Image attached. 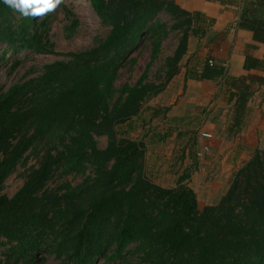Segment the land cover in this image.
Masks as SVG:
<instances>
[{"label":"trees","instance_id":"16d2710c","mask_svg":"<svg viewBox=\"0 0 264 264\" xmlns=\"http://www.w3.org/2000/svg\"><path fill=\"white\" fill-rule=\"evenodd\" d=\"M89 2L110 28L105 40L88 51L62 55L68 60L47 66L37 79L6 92L0 87V188L28 152L46 151L12 198L0 194V242L12 245L4 253L5 264H46L48 256L58 264H133L126 258L132 246L143 264H264V158L259 152L237 172L217 205L201 209L195 191L183 184L185 177L173 189L151 182L145 173L146 144L117 132L179 74L189 39L205 38L214 21L174 0ZM239 8L236 27L264 44V0H241ZM162 15L181 33L165 82L145 84V73L136 85L124 86L112 107L123 65L147 39L157 54L169 34ZM50 19V12L25 17L0 0V45L13 55L47 53L52 50L45 43ZM253 50H246V71L264 69ZM210 60L188 66L186 82L224 78L225 67L210 66ZM263 82L255 76L226 81L234 103L230 134L243 126L254 86ZM97 136L109 139L105 150L98 148ZM59 167L77 175L94 167L95 174L60 194L47 188Z\"/></svg>","mask_w":264,"mask_h":264},{"label":"rangeland","instance_id":"374dc122","mask_svg":"<svg viewBox=\"0 0 264 264\" xmlns=\"http://www.w3.org/2000/svg\"><path fill=\"white\" fill-rule=\"evenodd\" d=\"M50 15V32L45 43L53 52L49 50L47 53L37 54L25 51L13 55L5 45H0V87L5 92L15 85H23L42 76L47 66L67 61L68 58L62 55L92 49L110 33V28L102 24L89 0H62ZM160 20L168 24L169 34L163 39L157 54L153 53L152 41L147 39L123 65L115 83L117 91L112 107L124 86L136 85L145 73V84L160 86L165 82L169 71L168 60L175 54L181 33L171 30L173 22L169 17L162 15ZM74 22L78 23L76 27ZM18 62L19 64H16ZM196 62L199 61L194 60L191 65ZM188 63L185 56L180 63V69L186 68ZM162 93L146 101L138 115L118 127V135L146 144L145 173L151 182L173 189L178 186L180 179L185 177L183 184L195 191L201 209L217 205L230 189L237 172L255 154L247 161L246 158L238 159L233 143L229 144V148H223L227 147V142L233 137H214L210 141L202 138L201 133L205 132L207 125L219 116L215 113L211 119V106L207 101L187 103V100H183L186 96L184 94L175 103L171 101V106H166L162 104L167 101L165 98L161 99ZM217 98L220 102L224 100L222 93H218ZM169 103L170 101L167 102ZM222 106L214 109L222 113L227 110ZM176 107L184 113L183 117H175L172 114V109ZM157 113H160V116H155ZM96 140L99 149L105 150L108 147L109 139L106 136H97ZM205 143H209L212 148L200 162L197 153ZM45 154L46 151L41 147L28 152L15 172L4 182L0 194L12 198L23 187L31 172L40 167ZM261 156L264 158V154ZM94 170V167H90L86 175H77L68 174L65 169L59 167L47 188L63 194L68 186L77 188L88 176L94 177ZM5 243V240L0 242V264H5L4 253L12 246ZM135 249V246L129 248L127 260L133 264H143L142 257L135 253ZM58 263L60 261L54 256L47 257L46 264Z\"/></svg>","mask_w":264,"mask_h":264},{"label":"crops","instance_id":"0c3cea01","mask_svg":"<svg viewBox=\"0 0 264 264\" xmlns=\"http://www.w3.org/2000/svg\"><path fill=\"white\" fill-rule=\"evenodd\" d=\"M174 1L182 9L190 13H202L214 21L210 32L205 38L191 37L189 39L188 53L186 55L189 62L188 66H192L191 63L194 60L199 61L196 63L203 64L211 59L216 64L225 67L226 76L215 81L199 82L188 80L186 82L185 75L188 66L182 68L162 93L161 99L165 98L167 100L162 104L171 106L172 102L175 103L184 94L186 96H184L183 100H187V103L207 101L208 105L211 106V119H213L215 113L221 117H216L215 121L207 125L205 131L212 133L214 137H233L230 140L231 142H227V147L223 146V148L227 149L230 147L229 144L233 143L238 159L246 158L247 161L257 152L264 154V82L254 86V94L248 103V112L241 129L236 135L229 133V127L233 120L234 103L229 101L230 88L227 87L226 81L231 78L250 76L264 79L263 68L251 71L244 69L245 53L248 47H254L251 54L256 59L264 62V44L256 43L251 32L240 30L236 27L240 10L239 2L241 0H236L233 5L210 0ZM218 93L223 94V102H220L219 98H217ZM169 101L170 103L167 104ZM222 105L227 110L221 113L216 109H219ZM172 114L175 117L184 116V113L177 107L172 109ZM228 168H230L229 165Z\"/></svg>","mask_w":264,"mask_h":264},{"label":"clouds","instance_id":"9594fccd","mask_svg":"<svg viewBox=\"0 0 264 264\" xmlns=\"http://www.w3.org/2000/svg\"><path fill=\"white\" fill-rule=\"evenodd\" d=\"M3 2L25 17H41L54 11L62 0H3Z\"/></svg>","mask_w":264,"mask_h":264},{"label":"built area","instance_id":"2783aa9c","mask_svg":"<svg viewBox=\"0 0 264 264\" xmlns=\"http://www.w3.org/2000/svg\"><path fill=\"white\" fill-rule=\"evenodd\" d=\"M209 64H210V66H213L215 63L212 60H210ZM201 136H202V138H204L207 141H210L214 138V135L212 133L206 132V131L202 132ZM211 148L212 147L209 143L204 144L202 149L197 153V158L200 162H202L205 159V157L210 153Z\"/></svg>","mask_w":264,"mask_h":264}]
</instances>
